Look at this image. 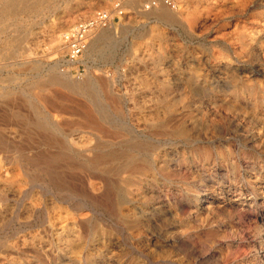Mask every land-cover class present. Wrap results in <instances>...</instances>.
Listing matches in <instances>:
<instances>
[{
  "label": "rangeland",
  "instance_id": "1",
  "mask_svg": "<svg viewBox=\"0 0 264 264\" xmlns=\"http://www.w3.org/2000/svg\"><path fill=\"white\" fill-rule=\"evenodd\" d=\"M12 1L0 0V263L264 264V0L159 4L181 22L147 0ZM115 3L125 17L78 71L63 35ZM89 66L93 88L51 83L81 89ZM100 154L117 158L97 170Z\"/></svg>",
  "mask_w": 264,
  "mask_h": 264
},
{
  "label": "bare ground",
  "instance_id": "2",
  "mask_svg": "<svg viewBox=\"0 0 264 264\" xmlns=\"http://www.w3.org/2000/svg\"><path fill=\"white\" fill-rule=\"evenodd\" d=\"M136 1H139V0H136ZM141 1V0H140ZM210 1V0H209ZM129 2V1H128ZM213 2V1H212ZM22 6H24V7H26L27 5H26V2H25V0H13L12 2H10V3H8V4H6L5 5V8L7 9V11H11L14 7H22ZM1 7V6H0ZM144 9V8H143ZM158 9L159 8H154L153 9V11H151V15H153V16H158V17H160V18H162V19H164V20H166V21H168V22H172V21H182V17H181V14H179L178 13V11L177 10H167V11H161L160 12V10L158 11ZM211 10V9H210ZM247 10V9H246ZM212 11V10H211ZM202 16V15H201ZM113 26V25H112ZM112 26H110V27H112ZM110 27H108L109 29H107V28H105L106 30H104V31H102L101 32V35L99 34V36H97V37H95L94 39H93V41L91 42V44L89 45V47H88V49H87V57H88V61L90 62V61H94V59H95V56H96V54H97V45L98 44H100L103 40V38H109V37H111V35L113 34V32H115V29L114 28H110ZM259 31V30H258ZM100 32V31H99ZM98 34V33H97ZM251 34V33H250ZM252 36V35H251ZM261 36V35H260ZM256 38H258V37H256ZM249 39V38H248ZM250 41V40H249ZM256 42V41H255ZM252 43V42H251ZM102 44V43H101ZM100 44V45H101ZM250 44V43H249ZM231 47H232V45H231ZM237 47V46H236ZM63 49V48H62ZM105 49V48H104ZM239 50V49H238ZM86 51V50H85ZM101 53V52H100ZM240 53V52H239ZM84 55H85V52H84ZM105 55V54H104ZM236 58V57H235ZM264 60V59H263ZM71 62V61H70ZM232 62V61H231ZM237 63H238V61H237ZM71 64H73L72 62H71ZM83 64H84V66H86L87 67V70H88V64H87V62L85 61V58H84V56H83ZM222 64V63H221ZM235 64V63H234ZM165 68V67H164ZM91 67L89 66V73L87 74V77L85 78V81H84V83H85V85H83L82 84V87H81V89H80V86L81 85H79L80 83H79V81H78V83L79 84H77L76 83V81L74 80V78L73 77H71L70 75H67V74H64V75H62V76H64L65 78H64V80L62 79V78H54V79H52L51 80V83H53V84H55V83H57V84H59V85H62V86H66V88L67 89H69L70 91H72V92H78L79 90H80V92L83 90V89H86L85 87H90V88H93V86H95L96 85V79H95V74H93L92 72H91ZM221 69V68H220ZM223 69V68H222ZM212 70V69H211ZM104 75V74H103ZM82 76H84V75H81L80 77H82ZM106 83V82H105ZM105 88H107V87H104L103 89H105ZM94 90V89H93ZM85 91L86 90H84V93H85ZM91 91H92V89H91ZM101 91V90H100ZM107 91V90H106ZM98 92V91H97ZM96 92V93H97ZM94 93V92H93ZM92 93V94H93ZM95 93V94H96ZM99 93V92H98ZM82 94V93H81ZM86 95V94H85ZM84 95V96H85ZM144 95V94H143ZM124 96V95H123ZM96 99V98H95ZM101 99V98H100ZM100 99H99V101H100ZM35 101V100H34ZM71 101V100H70ZM74 101L76 102V100L74 99ZM73 102V101H72ZM96 102H97V100H96ZM101 102V101H100ZM126 102H127V100H126ZM99 104V103H98ZM101 104V103H100ZM99 104V105H100ZM98 105V106H99ZM102 105H104V103L102 104ZM54 106V105H53ZM84 106H86V105H84ZM97 106V107H98ZM103 107V106H102ZM154 107V106H153ZM104 108H106L105 106H104ZM87 109V108H86ZM85 109V110H86ZM107 109V108H106ZM103 110V108L100 110V111H102ZM76 111V110H75ZM99 111V112H100ZM107 111V110H106ZM154 111H156V110H154ZM263 113V112H262ZM48 114V113H47ZM82 115H84V114H82ZM81 115V116H82ZM106 115V114H105ZM95 116V115H94ZM93 115H92V113H91V111H89V110H86L85 111V119H86V122L89 124V125H91L90 127L92 128V129H94L96 132H102V130H101V125L98 123V120L94 117ZM102 116H104V115H102ZM156 116V115H155ZM217 116V115H216ZM113 117V116H112ZM115 118H116V120H118L117 119V117L116 116H114ZM83 118V117H82ZM110 120V119H109ZM115 120V121H116ZM83 121V120H82ZM121 121V120H120ZM125 121V120H124ZM122 123V122H121ZM120 123V124H121ZM51 124V123H50ZM110 124V123H109ZM113 124L115 125V123H114V121H113ZM77 126H79L80 127V125H77ZM122 127H124L123 125H122ZM104 128V127H103ZM83 129V128H82ZM105 129V128H104ZM52 130H53V132H55V133H58L59 132V127L58 126H56V125H53V128H52ZM88 130V129H87ZM62 131V130H61ZM95 131H93V132H95ZM88 132V131H87ZM106 132V131H105ZM104 134V133H103ZM107 134H108V132H107ZM96 135H97V133H96ZM120 135V134H119ZM98 136V135H97ZM111 136V135H110ZM92 137V136H91ZM110 139V138H109ZM140 139V138H139ZM61 140V139H60ZM89 140V139H88ZM104 140V139H103ZM136 140V139H135ZM65 141V140H64ZM66 141H67V139H66ZM83 141V140H82ZM113 141V140H112ZM49 142H50V140H49ZM67 143V142H66ZM82 143V142H81ZM61 144V143H60ZM120 144V143H119ZM62 146V145H61ZM100 146V145H99ZM99 146H97V147H95V148H98ZM113 146V145H112ZM63 148H64V146H63ZM67 149H68V147H66ZM102 147H99L98 149H101ZM66 151H68V150H66ZM94 151V150H93ZM115 151V150H114ZM83 152V151H82ZM81 152V153H82ZM143 154H145V153H143ZM73 155V154H72ZM180 157V156H179ZM115 158H117V156H115V155H113V154H106V155H96L92 160L90 159V164H92L94 167H96V169L98 170V168H100V166H102L104 163H107L109 160H112V159H115ZM129 159V158H128ZM131 159V158H130ZM133 160H135L134 158H132ZM140 159H141V156H140ZM144 159V158H143ZM143 159H141V160H143ZM133 160H126V165H124L125 167H131V166H133L132 164H133ZM145 160V159H144ZM143 163V162H142ZM144 164H146V163H144ZM147 165V164H146ZM114 166V165H113ZM145 166V165H144ZM153 169V168H152ZM131 177H133V176H131ZM130 177V178H131ZM134 177H137V179L135 178V180L133 179L132 181H137V182H139L141 179L139 178V176H134ZM127 178V177H126ZM45 179V178H44ZM43 179V180H44ZM54 181H56V179L54 178L53 179ZM35 183H37V182H35ZM100 183V182H99ZM38 184V183H37ZM36 184V185H37ZM43 185V184H42ZM45 185V184H44ZM113 185V184H112ZM114 186V185H113ZM41 187V186H40ZM24 188V187H23ZM42 188H45V187H42ZM20 189V188H19ZM42 190V189H41ZM46 193H48L50 196H52L54 199V202H58L59 201V199L57 200V197H55V195H54V191L53 190H50L48 187H46ZM124 191V190H123ZM238 191V190H237ZM29 193V192H28ZM259 193V192H258ZM44 194V193H43ZM17 195V194H16ZM23 195H24V193H23ZM48 195V196H49ZM57 195V194H56ZM60 195V194H59ZM64 195V194H63ZM62 195V196H63ZM70 195V194H69ZM66 196V195H65ZM72 196V195H71ZM126 196V195H125ZM2 197V196H1ZM24 197V196H23ZM29 197V196H28ZM76 197V196H75ZM197 197V196H196ZM4 198V197H3ZM21 198V197H20ZM19 198V199H20ZM44 198V197H43ZM68 198H69V196L66 198L67 200H68ZM78 198V197H77ZM231 198V197H230ZM42 199V198H41ZM80 199V198H79ZM235 199V198H234ZM3 200V199H2ZM6 200V199H5ZM70 200H71V198H70ZM233 200V199H232ZM250 200V199H249ZM38 201V200H37ZM65 201V200H64ZM234 201V200H233ZM3 202H5L4 200H3ZM9 202V201H8ZM13 202V201H12ZM25 202V201H24ZM48 202V201H47ZM69 202V201H68ZM67 202V203H68ZM86 202V201H85ZM210 202V201H209ZM235 202H237V201H235ZM251 202V201H250ZM38 203V202H37ZM44 203V202H43ZM72 203V202H71ZM3 204V203H2ZM12 204H14V203H12ZM61 204V203H60ZM70 204V203H69ZM49 205H51V204H49ZM66 205V204H65ZM71 205V204H70ZM69 205V206H70ZM52 206V205H51ZM77 206H80V205H77ZM75 207V206H74ZM73 207V208H74ZM81 207V206H80ZM108 207V206H107ZM17 208V207H16ZM15 208V209H16ZM29 208V207H28ZM44 208V207H43ZM71 208V207H70ZM72 208V209H73ZM83 208V207H82ZM40 209H42V207L40 208ZM66 209V208H65ZM28 210V209H27ZM75 210H77V209H75ZM80 210V209H79ZM93 210V209H92ZM17 211V210H16ZM45 211V210H44ZM43 211V212H44ZM72 211V210H71ZM41 212V211H40ZM72 212H75V211H72ZM22 213V212H21ZM36 213V212H35ZM39 213V212H38ZM37 213V214H38ZM77 213H78V211H77ZM4 214V213H3ZM16 215H17V213H15ZM14 214V215H15ZM59 214V213H58ZM24 215V214H23ZM45 215V214H44ZM22 216V215H21ZM40 216V215H39ZM56 216V215H55ZM46 218V217H45ZM2 219V218H1ZM0 219V220H1ZM6 220V219H5ZM15 220V219H14ZM46 220V219H45ZM82 220L83 219H75L74 220V225L75 226H81L82 225ZM9 221V220H8ZM68 221H69V219H68ZM71 221V220H70ZM44 222V221H43ZM5 223V222H4ZM46 224V223H45ZM44 224V225H45ZM71 223H69V225H70ZM4 225V224H3ZM42 225H43V223H42ZM46 226V225H45ZM48 226V225H47ZM61 226V225H60ZM3 227V226H2ZM57 227H59V225H57ZM71 227H72V225H71ZM50 228V227H49ZM56 229V228H55ZM20 230V229H19ZM58 230H63V227H60V228H58ZM68 234V233H67ZM51 235V234H50ZM76 235V234H75ZM28 236V235H27ZM26 236V237H27ZM38 236V235H37ZM23 237V236H22ZM65 237V236H64ZM72 237V236H71ZM75 237V236H74ZM25 238V237H24ZM28 238V237H27ZM63 238V237H62ZM5 239V238H4ZM16 239V238H15ZM23 239V238H22ZM28 239H30V238H28ZM56 240V239H55ZM14 241V240H13ZM12 241V242H13ZM57 241V240H56ZM17 245H19V243H16ZM23 244V243H22ZM41 245H43V244H41ZM87 246V245H86ZM44 248V247H43ZM42 248V249H43ZM4 249V248H3ZM85 249H86V247H85ZM12 250V249H11ZM15 251V250H14ZM17 254V253H16ZM8 255V254H7ZM6 255V256H7ZM8 257V256H7ZM10 257V256H9ZM82 259V258H81ZM83 260V259H82ZM2 262V261H1ZM10 262V261H9ZM18 262V261H17ZM15 263V262H14ZM0 264H2V263H0ZM29 264V263H28Z\"/></svg>",
  "mask_w": 264,
  "mask_h": 264
},
{
  "label": "built area",
  "instance_id": "3",
  "mask_svg": "<svg viewBox=\"0 0 264 264\" xmlns=\"http://www.w3.org/2000/svg\"><path fill=\"white\" fill-rule=\"evenodd\" d=\"M160 3L175 8L173 0H147L145 10L157 8ZM125 10L120 3H115L110 10L96 11L90 18L81 20L63 35V44L67 49L69 61L78 71L84 68L83 56L90 40L101 30L114 24L116 20L125 17Z\"/></svg>",
  "mask_w": 264,
  "mask_h": 264
}]
</instances>
